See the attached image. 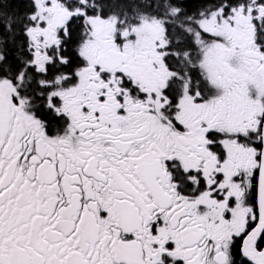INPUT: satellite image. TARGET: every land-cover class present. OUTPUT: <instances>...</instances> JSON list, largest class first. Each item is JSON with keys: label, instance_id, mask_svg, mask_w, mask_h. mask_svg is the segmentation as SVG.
<instances>
[{"label": "flooded vegetation", "instance_id": "1", "mask_svg": "<svg viewBox=\"0 0 264 264\" xmlns=\"http://www.w3.org/2000/svg\"><path fill=\"white\" fill-rule=\"evenodd\" d=\"M200 20L116 60L98 41L63 57L68 21L29 36L0 79V264L264 263V45L207 66Z\"/></svg>", "mask_w": 264, "mask_h": 264}, {"label": "trees", "instance_id": "2", "mask_svg": "<svg viewBox=\"0 0 264 264\" xmlns=\"http://www.w3.org/2000/svg\"><path fill=\"white\" fill-rule=\"evenodd\" d=\"M245 0H47L58 10L68 12V35L63 37L66 49L62 56L76 61L79 47L90 31L94 19H113L115 28L135 26L141 20L157 19L171 27V21H185L219 8H235ZM263 1L257 2L262 5ZM254 8V7H252ZM37 12V0H0V79L2 74L16 77L25 60L32 59L29 30ZM178 14V15H176ZM187 26V25H186ZM178 27V25H177ZM180 28V27H179ZM178 29V28H176ZM176 35V34H175ZM170 41L173 31L170 32ZM171 43V42H170ZM71 60V61H72Z\"/></svg>", "mask_w": 264, "mask_h": 264}, {"label": "rangeland", "instance_id": "3", "mask_svg": "<svg viewBox=\"0 0 264 264\" xmlns=\"http://www.w3.org/2000/svg\"><path fill=\"white\" fill-rule=\"evenodd\" d=\"M259 1L245 0L235 8L224 9L222 7L203 14V18L201 17V20L194 25V29H198L201 34L195 33L193 38L195 45H198L201 51L200 58L205 65H213L224 53L236 69L238 66L241 67L242 59L246 57L248 52L263 48V42L259 43V39L254 40L251 37L249 27H247V20L251 17L252 23L257 24L258 31L260 29L258 37L262 36L264 16L261 13L264 10V0H262L261 7L257 5ZM252 7L255 10L251 9ZM70 17L68 12L58 10L55 4L49 3L47 0H37V12L33 18V27L29 30L30 39L39 29L44 30L53 18L59 23H65ZM158 21L157 19L141 20L139 24L125 27L127 30L119 33L120 29L124 28H115L113 19H94L90 22V31L85 38V44L80 45L79 53L85 54V57H90L94 49L92 50L89 45L93 41H98L100 47L107 48L111 53L119 46L132 52L141 50L152 39L156 38L158 30L162 29L161 21ZM252 40L254 44H252ZM261 90L259 86L257 92H259L260 98L264 97ZM242 99L244 103L249 101V108L255 112L254 120L256 121L263 105L260 106L257 99L249 100L246 95H243ZM254 120L253 122H255ZM230 122L234 124L235 128L239 124L235 120Z\"/></svg>", "mask_w": 264, "mask_h": 264}, {"label": "water", "instance_id": "4", "mask_svg": "<svg viewBox=\"0 0 264 264\" xmlns=\"http://www.w3.org/2000/svg\"><path fill=\"white\" fill-rule=\"evenodd\" d=\"M113 54L112 59L116 60V54ZM262 149H261V157H260V165H259V176H258V189H257V205L259 207V213L264 216V123L262 127ZM263 221V220H262ZM264 222V221H263ZM260 226L255 231V236L258 235ZM246 260H248L251 264H264L259 259H253L249 256L246 257Z\"/></svg>", "mask_w": 264, "mask_h": 264}]
</instances>
